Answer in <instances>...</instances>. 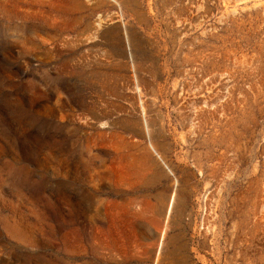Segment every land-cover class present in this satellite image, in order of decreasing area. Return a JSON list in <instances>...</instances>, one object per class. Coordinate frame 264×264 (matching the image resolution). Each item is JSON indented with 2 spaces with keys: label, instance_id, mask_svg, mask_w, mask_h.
Wrapping results in <instances>:
<instances>
[{
  "label": "rangeland",
  "instance_id": "rangeland-1",
  "mask_svg": "<svg viewBox=\"0 0 264 264\" xmlns=\"http://www.w3.org/2000/svg\"><path fill=\"white\" fill-rule=\"evenodd\" d=\"M0 264H264V0H0Z\"/></svg>",
  "mask_w": 264,
  "mask_h": 264
}]
</instances>
